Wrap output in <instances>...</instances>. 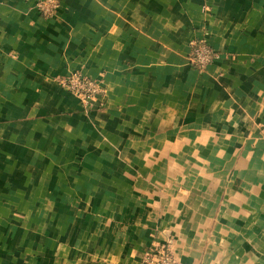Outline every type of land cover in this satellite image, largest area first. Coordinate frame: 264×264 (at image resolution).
<instances>
[{"label":"crops","instance_id":"0c3cea01","mask_svg":"<svg viewBox=\"0 0 264 264\" xmlns=\"http://www.w3.org/2000/svg\"><path fill=\"white\" fill-rule=\"evenodd\" d=\"M38 1L0 0V264H264V0Z\"/></svg>","mask_w":264,"mask_h":264},{"label":"built area","instance_id":"2783aa9c","mask_svg":"<svg viewBox=\"0 0 264 264\" xmlns=\"http://www.w3.org/2000/svg\"><path fill=\"white\" fill-rule=\"evenodd\" d=\"M60 0H39L36 8L44 17L54 16L60 8ZM219 56L218 52L207 41H193L190 62L199 70L204 71ZM76 100L85 108L91 110L102 97L104 89L101 81L83 74L73 72L59 78ZM173 238L156 240L151 243L143 257V264H182L174 252Z\"/></svg>","mask_w":264,"mask_h":264},{"label":"rangeland","instance_id":"374dc122","mask_svg":"<svg viewBox=\"0 0 264 264\" xmlns=\"http://www.w3.org/2000/svg\"><path fill=\"white\" fill-rule=\"evenodd\" d=\"M71 94V93H70ZM72 95V94H71ZM73 96V95H72ZM74 97V96H73Z\"/></svg>","mask_w":264,"mask_h":264}]
</instances>
